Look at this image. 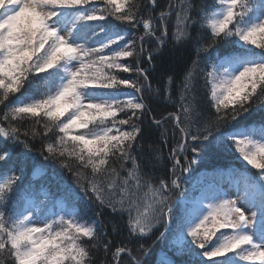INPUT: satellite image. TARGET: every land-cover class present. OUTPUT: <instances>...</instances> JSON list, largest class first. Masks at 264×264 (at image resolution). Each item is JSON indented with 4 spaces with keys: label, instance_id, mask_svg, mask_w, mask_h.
<instances>
[{
    "label": "snow or ice",
    "instance_id": "obj_1",
    "mask_svg": "<svg viewBox=\"0 0 264 264\" xmlns=\"http://www.w3.org/2000/svg\"><path fill=\"white\" fill-rule=\"evenodd\" d=\"M158 7V0H0V162L9 165L0 171V264H96L100 250V264H123L125 256L144 264L156 241L139 243V255L128 245L151 238L177 191V255H187L188 264H264V118L259 126L239 122L264 103V0H168ZM157 61L163 90L144 67L156 72ZM179 62L182 73L169 71ZM198 80L211 115L197 103ZM146 96L175 110L157 119ZM169 121L179 139L169 151L171 178L157 180L146 169H155L161 152L149 145L145 155L140 141L154 128L167 145ZM214 131L216 144L256 174L217 170L189 191L185 174L208 159L205 142ZM37 138L39 155L91 194V218L71 187L58 199L33 181L18 188ZM43 175L33 164V178ZM225 177L234 194L214 182ZM105 208L123 224L103 219ZM109 223L112 233L127 232V243L112 247ZM159 264L175 261L165 256Z\"/></svg>",
    "mask_w": 264,
    "mask_h": 264
},
{
    "label": "trees",
    "instance_id": "obj_2",
    "mask_svg": "<svg viewBox=\"0 0 264 264\" xmlns=\"http://www.w3.org/2000/svg\"><path fill=\"white\" fill-rule=\"evenodd\" d=\"M194 3L197 5L201 3H211V0H194ZM159 7L157 8V12L161 9L165 8L168 4V0H158ZM123 27V26H122ZM170 34H171V24L169 25ZM142 31V29L140 30ZM139 34V33H137ZM195 35V33H193ZM170 46V45H169ZM217 47L222 48L223 45H217ZM216 49L213 48L210 50V54L215 55ZM192 59L195 58V46L192 47ZM190 63V61H188ZM157 71L152 72L151 66L147 63L144 64V67L149 68V71L151 72L152 76V83L154 87H159L161 90L164 88V82L159 79V61H157ZM186 67L185 62H179L174 65H169L168 69L169 71H175L177 74L182 73L184 68ZM203 67V65H201ZM122 76H128L127 73H122ZM134 78V77H133ZM179 80V75H177V81ZM203 81L198 80L197 81V87L200 89L197 92V103L201 106L202 110L205 112L206 115H211V109L208 108V102L205 98V93L200 88ZM130 91V90H128ZM19 95V94H17ZM174 98H178L175 86H174ZM146 102L148 103L149 107L153 110L155 113V116L157 119H159L162 115H166L167 112L174 111V107L171 103L166 102L161 97L153 96L151 99H147L146 96ZM264 118V103H257L253 105L249 113L244 114L243 117L239 118V122L241 124L243 123H257L258 125L261 122V119ZM149 117L145 118V127L147 128ZM237 124V121H232L227 127H222L220 129L221 132H228L230 128L235 126ZM24 127H28V124L25 123ZM165 127L168 129V143L167 145H164L161 143L163 137H161L160 131H156L154 128L149 133L146 131L145 138L140 141V143L143 146L145 155L148 153V147L149 145H152L153 148L159 149L162 155V160L158 162L155 165V169L148 168L146 170L152 171L154 178H171V160L169 158V151L170 148L175 146V142L177 139H179V133H176L175 138L172 136V124L171 121H169ZM163 131V129H161ZM219 135V133H216L214 131L213 137L209 139V141L205 142L206 148L208 151V159L203 164H197L193 165L194 171L189 175L185 174V176L188 179V183L184 184L185 188H188L189 191H191L193 184L196 183L197 178L201 176H205L210 174L211 172L216 169V167H223L228 165L229 163H237L238 159V153H235L234 150H229L227 147H225L223 144L217 145L215 141V136ZM33 145V151L29 153L28 158V165L27 169L21 179V181L18 182V188H22L25 184H27L29 181H33L34 183L38 185H44L47 189L51 191V194L54 198H60L63 195V189L65 186L73 188L78 197L79 200L77 202L78 207L86 212L85 218H91L94 215V210L96 209V205L91 203L90 196L91 194H85L83 191H81L79 188L76 187L74 178L72 174L65 168H62L60 163L49 160L45 161L40 155L39 151L42 146V141L40 138L35 139L34 141H31ZM23 151L22 147H17L15 149L16 153H19ZM189 156L191 154L189 153ZM42 165L44 168L45 175L39 178H33L32 176V165ZM9 165L3 164L0 162V171H3L7 169ZM204 171H210V172H204ZM253 175H255L253 173ZM196 193V192H195ZM195 193H193L195 195ZM17 193L14 192L12 199H16ZM171 207L172 211L170 213V216L165 219V221L158 226L153 234L151 235V238H146L142 241H133L128 246L133 249V255H139V253L136 252V248L139 246V243H144L147 245H152L154 241L155 244L152 247L150 253L148 256L144 259V264H159L160 260L167 256L168 258L175 261V264H188L190 258L187 255L181 256L177 255L175 253V250L171 244L172 241V228L175 227V224L177 222V219L181 213V209L183 208L182 198L179 195V192H174L171 199ZM180 209V212H177ZM104 216L103 219L107 221L116 222L119 221L121 224H123V221L120 220L119 216H114L109 209L105 208L104 210ZM126 220V216H125ZM169 222V225L167 227V223ZM167 227V228H165ZM108 235L109 238L112 240V247L118 246L122 241L127 243L126 236L127 232L122 230V234H114L111 231V223L107 225ZM165 233L164 237H161L159 240H157V237L160 236V233ZM104 252L103 250H100L95 254V261L96 264H100V261L103 260ZM123 264H131L129 258L125 256L123 258Z\"/></svg>",
    "mask_w": 264,
    "mask_h": 264
},
{
    "label": "rangeland",
    "instance_id": "obj_3",
    "mask_svg": "<svg viewBox=\"0 0 264 264\" xmlns=\"http://www.w3.org/2000/svg\"><path fill=\"white\" fill-rule=\"evenodd\" d=\"M243 164H244L245 166H247V165H246V162H243ZM249 167H250V166H249ZM229 194H232V193H231V192H229Z\"/></svg>",
    "mask_w": 264,
    "mask_h": 264
}]
</instances>
